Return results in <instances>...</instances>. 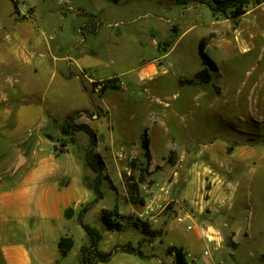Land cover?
<instances>
[{"label": "rangeland", "instance_id": "1", "mask_svg": "<svg viewBox=\"0 0 264 264\" xmlns=\"http://www.w3.org/2000/svg\"><path fill=\"white\" fill-rule=\"evenodd\" d=\"M209 1L47 0L30 18L34 7H29V0H0V52L12 44L10 36L16 49L17 38L22 46L32 37L40 46L35 63L45 60L54 68L60 46L70 48L75 38L86 37L87 46L96 51L94 57L109 61L110 70L120 73L123 79V84L120 79L113 80L119 88H110L102 101L109 111L107 118L96 125L98 148L108 163L102 175L104 198L87 212L85 222L100 229L104 208H114L116 204L125 208L123 191L129 192L131 200L136 197L145 202V197L154 193L151 190L141 195L139 182L148 190L155 184L149 180L151 169L165 175L172 169V174L157 179L162 184L177 180L171 194L175 200L179 197L178 205L183 211L172 199L158 208V213L163 210L170 214L168 234L142 243L146 235L140 227L135 229L129 219L126 230L104 233L98 245L102 251L131 243L145 251L153 250L165 264H176L165 247L173 242L189 251L188 239L198 238L202 232L206 240L200 239L198 262L188 257L193 264H264V2H252L244 15L234 18L230 13H214ZM102 11V19L90 16ZM204 38L206 52L218 70L211 72L209 83L183 84V80L194 78L206 67L200 53ZM155 57H159L161 74L146 84L136 82L139 66ZM6 72L0 70V77ZM45 78L50 84L49 100L57 104L58 79L48 70ZM97 112L101 114L97 109L92 114ZM108 123L128 127L138 145L148 131L152 159L147 158L143 147L121 151L125 152L120 155L124 165L122 175H117L114 155L106 149L111 136ZM88 139L83 132L78 149H83ZM212 149L216 150L211 152ZM94 181L88 172L85 203L96 198ZM215 185H226L229 192L224 204H220L219 216H213L206 204L213 197L210 190ZM193 199L201 202L202 212L193 208ZM206 220L210 225L218 221L228 226L221 234L209 232ZM163 225H156L155 230L164 233ZM64 233L73 237L74 246L61 264H84L82 246L88 238L78 217L68 222ZM151 241H155L152 247ZM124 255L120 250L113 253L109 264H120ZM91 260L105 263L93 254ZM0 264H7L1 247Z\"/></svg>", "mask_w": 264, "mask_h": 264}, {"label": "crops", "instance_id": "2", "mask_svg": "<svg viewBox=\"0 0 264 264\" xmlns=\"http://www.w3.org/2000/svg\"><path fill=\"white\" fill-rule=\"evenodd\" d=\"M46 2L47 0H29V7H34L30 18L36 16L40 4L46 5ZM90 14L91 17L101 19L104 17V11ZM97 31L98 29L94 30ZM9 38L12 44L0 52V70H7L6 75L0 77V247L7 264H61L65 257L60 253L59 242L61 237L70 236L64 233L68 222L77 217L79 221L81 213L85 222V215L93 208L83 212V209L91 203H85L83 200L87 173L90 172L92 178L96 179V173L88 165L86 156L89 139L83 149L81 147L78 149V141L83 131L78 132L77 140L72 142L71 138L63 136L61 123L69 115L83 113L86 110L92 114L93 110L97 109L101 114L97 112L88 117L83 113L77 122L87 123L98 132L97 123L102 122L109 114L102 104L110 90L106 88V83L112 79H120V82L123 79L120 73L110 70L109 61L94 57L96 51L87 46L86 37L81 40L75 38L74 46L70 48L60 46L58 54L55 55L54 68H50L45 60L35 63L34 59L37 51H40V46L39 43L35 45L31 40L32 37H28L30 39L28 44L24 40L23 44L26 45L22 46L20 38L16 37L17 49L15 40L11 36ZM156 46L159 47V43L156 42ZM158 60L159 57H155L144 61L138 68L139 75L136 82L146 84L159 76L161 66ZM47 70L51 71L53 78L58 79L57 104H51L48 97L47 86L50 84L45 78ZM123 83L122 81L121 84ZM108 129L111 130V136L106 149L114 155L119 171L117 175H122L121 167L124 162L120 155L125 152L121 151L131 149L133 146L142 148V139L141 144L138 145L125 126L115 127L114 124L108 123ZM99 142L100 138L97 151L101 154L98 148ZM150 142L152 148V140ZM215 150L212 149L211 152ZM79 153L82 154L81 157ZM81 159L84 161L83 169L80 167ZM105 164L106 171L108 168L106 160ZM87 165L91 171H88ZM132 171L137 177L136 171ZM170 172L172 174V169ZM169 173L155 174L151 169L149 180L156 182L149 190L137 180L141 186V195H147L152 190L155 196L145 197L144 204L134 202L130 199L129 192L123 191L125 208L122 210L116 204L110 210L117 208L122 215L139 217L148 221L153 229L158 228L155 227L156 225L164 223V234H168L170 228L167 226V219H170V214L166 215L163 210L158 213V208L163 206L165 201L175 200L171 189L177 180L174 178L173 182H169L170 184L166 182L162 184L157 179L167 177ZM225 186L215 185L210 190L213 197L206 204L213 210L211 211L213 216L222 215L220 204H224V200L226 201L229 195ZM175 201L176 208L183 211L181 205H178L181 203L179 197ZM193 201L195 202L193 208L199 213L202 212L201 202L194 199ZM68 209H72L71 217L66 215ZM207 223L206 220V230L220 234L222 231L225 232L228 226V223L222 225L218 221L215 225ZM79 224L81 225L80 221ZM134 228L141 230L139 227ZM99 231L103 240L104 233L112 230L107 229L102 223ZM235 235L233 233V238ZM87 238L88 241L82 248L90 246L91 240L88 234ZM200 239L206 240L202 232L199 233L198 238L188 239V245L191 247L189 251L182 244L179 246L173 242L165 247V251L167 253L170 246L182 247L187 253V258L191 257L192 261L198 262L197 256L201 255L200 251H197L200 248ZM155 241H151V247L155 245ZM216 242L222 244L218 240ZM146 245L149 243L144 244ZM118 247L113 253L117 254L120 250L125 254L120 264H165L153 250L145 251L142 246L143 255L129 253L122 250L121 246ZM112 259L104 264H109ZM170 260L176 263L175 255H170ZM188 261L192 263L189 258Z\"/></svg>", "mask_w": 264, "mask_h": 264}, {"label": "trees", "instance_id": "3", "mask_svg": "<svg viewBox=\"0 0 264 264\" xmlns=\"http://www.w3.org/2000/svg\"><path fill=\"white\" fill-rule=\"evenodd\" d=\"M209 2H210L209 5L214 13H230L231 16H233L234 18H238L246 13L247 6L250 5L252 2L256 4H261L264 2V0H210ZM206 46H207L206 38H204L200 42V53L203 57L206 67L200 72H198L194 78L183 80L182 81L183 84L184 83L193 84L196 81H200L204 83L211 82L212 80L211 72L217 71L218 66L216 62L206 52ZM106 88L118 89L119 87L114 84V81L112 79L107 81ZM83 113L92 115L88 110L83 111ZM83 113L78 112L76 114L69 115L66 119H64L61 123V132L63 136L71 138L72 142H75L77 140L76 135L78 132L83 131L89 136V143L86 149V156H87L88 165L96 173L94 189L97 193V198L93 202L89 203L83 209V212H85L90 210L96 202L104 198L103 192L101 190V184L103 180L102 175L106 169V164H105V160L103 159V156L97 151V145L99 139L97 131L87 123L77 122V119ZM142 147L146 152L147 158L151 160L152 159L151 142L148 131H145L143 134ZM133 201L144 204V201L142 199H137L136 197H133ZM66 215L68 217H71L72 209H68L66 211ZM129 219H130V223H133L135 227H140L142 229V232L146 235L142 243L144 242V240H148V239L151 240L155 238L157 235L162 236L164 234L162 230L152 229L151 224L148 221H144L139 217H134L131 215H122L117 208L111 210L104 209L102 211V221L106 225L107 229L112 231L125 229L127 227V223ZM79 221L82 227L87 232V234L90 236V240H91L90 246H84L82 248V251L84 253L83 263L95 264V262L91 260L92 254L96 258V260L101 262H108L111 256L113 255L115 249L119 247H116L114 250L110 252H104L100 250L98 248V245L101 242L103 236L99 231V229L91 226L90 224L85 223L82 219V213L79 216ZM73 246H74V240L72 237L70 236L61 237L59 242V250L63 257H66L70 253ZM121 249L129 253H138L140 255L144 254L141 250V246L135 247L131 243L121 246ZM87 251H89V253H87ZM167 254L175 255L176 264H192L188 261L187 253L182 247L170 246L167 249Z\"/></svg>", "mask_w": 264, "mask_h": 264}, {"label": "built area", "instance_id": "4", "mask_svg": "<svg viewBox=\"0 0 264 264\" xmlns=\"http://www.w3.org/2000/svg\"><path fill=\"white\" fill-rule=\"evenodd\" d=\"M192 227L191 226H189V229H191Z\"/></svg>", "mask_w": 264, "mask_h": 264}]
</instances>
